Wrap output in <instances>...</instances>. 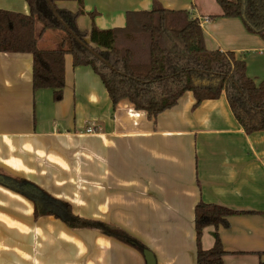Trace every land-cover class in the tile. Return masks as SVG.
Masks as SVG:
<instances>
[{"label":"crops","instance_id":"obj_1","mask_svg":"<svg viewBox=\"0 0 264 264\" xmlns=\"http://www.w3.org/2000/svg\"><path fill=\"white\" fill-rule=\"evenodd\" d=\"M198 19L209 50L232 52L247 75L264 82V35L226 18L218 0H157ZM236 2L237 0H227ZM80 9V30L124 28L128 12L154 0L62 2ZM30 14L26 0H0V11ZM94 15V16H93ZM63 33L48 30L39 47L54 50ZM65 57L61 101L33 89L31 54L0 53V174L22 178L71 204L75 215L112 224L152 252L157 264H197L195 209L201 202L246 212L218 234L224 264H264V132L248 135L226 95L199 106L193 93L150 119L127 100L113 107L90 67ZM91 130V131H90ZM0 264H147L144 252L97 230H72L34 218V204L0 184Z\"/></svg>","mask_w":264,"mask_h":264},{"label":"trees","instance_id":"obj_2","mask_svg":"<svg viewBox=\"0 0 264 264\" xmlns=\"http://www.w3.org/2000/svg\"><path fill=\"white\" fill-rule=\"evenodd\" d=\"M73 1L83 6V0H26L29 15L0 11V53L32 55L34 91L52 90L56 102L63 99L69 54L74 67H90L101 78L114 108L127 100L137 112L156 119L186 93L194 94L195 106L224 93L248 135L264 132V82L257 85L247 75L246 63L234 53L209 50L199 20L188 11L167 10L154 0L150 11L128 12L124 28L101 30L94 25L85 32L78 26L84 11L74 13L59 6ZM218 3L224 17L241 18L250 32L264 35V0ZM48 30L63 33L61 45L54 50L41 49L38 44ZM0 184L34 204L36 221L54 217L72 230H97L141 253L146 250L119 227L75 215L71 204L26 179L0 174ZM243 214L247 213L221 205H197V264H224L226 252L219 235L214 247L204 250L203 232L208 227L228 228L231 216Z\"/></svg>","mask_w":264,"mask_h":264},{"label":"water","instance_id":"obj_3","mask_svg":"<svg viewBox=\"0 0 264 264\" xmlns=\"http://www.w3.org/2000/svg\"><path fill=\"white\" fill-rule=\"evenodd\" d=\"M144 257L147 264H157L154 254L148 250L144 251Z\"/></svg>","mask_w":264,"mask_h":264},{"label":"rangeland","instance_id":"obj_4","mask_svg":"<svg viewBox=\"0 0 264 264\" xmlns=\"http://www.w3.org/2000/svg\"><path fill=\"white\" fill-rule=\"evenodd\" d=\"M40 27H41V25L39 24V25H38V28H40Z\"/></svg>","mask_w":264,"mask_h":264},{"label":"built area","instance_id":"obj_5","mask_svg":"<svg viewBox=\"0 0 264 264\" xmlns=\"http://www.w3.org/2000/svg\"><path fill=\"white\" fill-rule=\"evenodd\" d=\"M91 131V130H90Z\"/></svg>","mask_w":264,"mask_h":264}]
</instances>
